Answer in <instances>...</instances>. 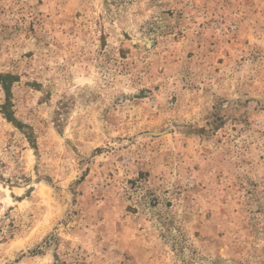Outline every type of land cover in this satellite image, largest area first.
I'll return each mask as SVG.
<instances>
[{
	"label": "rangeland",
	"instance_id": "1",
	"mask_svg": "<svg viewBox=\"0 0 264 264\" xmlns=\"http://www.w3.org/2000/svg\"><path fill=\"white\" fill-rule=\"evenodd\" d=\"M0 75V264H264V0H0Z\"/></svg>",
	"mask_w": 264,
	"mask_h": 264
},
{
	"label": "trees",
	"instance_id": "2",
	"mask_svg": "<svg viewBox=\"0 0 264 264\" xmlns=\"http://www.w3.org/2000/svg\"><path fill=\"white\" fill-rule=\"evenodd\" d=\"M12 81L13 80V77L10 76V75H0V83L3 87V89L5 90V94L7 96V99H8V93H9V83H6V81ZM3 109H6L5 106H3Z\"/></svg>",
	"mask_w": 264,
	"mask_h": 264
}]
</instances>
